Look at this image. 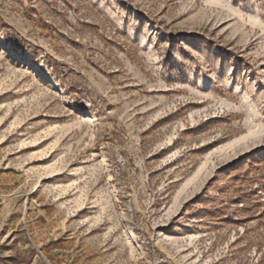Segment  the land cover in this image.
<instances>
[{"label": "rangeland", "instance_id": "374dc122", "mask_svg": "<svg viewBox=\"0 0 264 264\" xmlns=\"http://www.w3.org/2000/svg\"><path fill=\"white\" fill-rule=\"evenodd\" d=\"M0 264H264V0H0Z\"/></svg>", "mask_w": 264, "mask_h": 264}, {"label": "bare ground", "instance_id": "6f19581e", "mask_svg": "<svg viewBox=\"0 0 264 264\" xmlns=\"http://www.w3.org/2000/svg\"><path fill=\"white\" fill-rule=\"evenodd\" d=\"M202 85H206V81H205L204 83H202ZM250 102H251V100H250ZM250 135H251V136H257V135H259V132H252ZM259 137H260V136H257V138H259ZM247 138H248V136H247V137H243V138L237 140L236 143H241V142H243L244 140H246Z\"/></svg>", "mask_w": 264, "mask_h": 264}]
</instances>
